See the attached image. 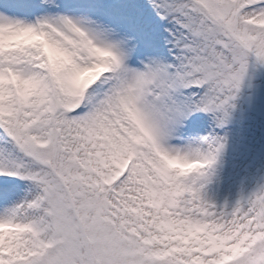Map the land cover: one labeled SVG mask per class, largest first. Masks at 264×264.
Returning a JSON list of instances; mask_svg holds the SVG:
<instances>
[{"label": "snow or ice", "instance_id": "obj_1", "mask_svg": "<svg viewBox=\"0 0 264 264\" xmlns=\"http://www.w3.org/2000/svg\"><path fill=\"white\" fill-rule=\"evenodd\" d=\"M0 264H264V0H0Z\"/></svg>", "mask_w": 264, "mask_h": 264}, {"label": "rangeland", "instance_id": "obj_2", "mask_svg": "<svg viewBox=\"0 0 264 264\" xmlns=\"http://www.w3.org/2000/svg\"><path fill=\"white\" fill-rule=\"evenodd\" d=\"M239 180V178H237V181ZM236 191H238V183L236 186H234L232 188V194L234 195L236 193ZM225 194H227V186H225Z\"/></svg>", "mask_w": 264, "mask_h": 264}]
</instances>
